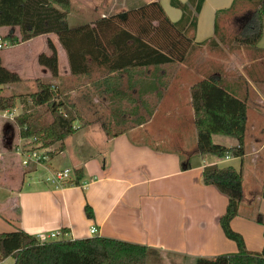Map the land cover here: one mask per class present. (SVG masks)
<instances>
[{
  "label": "crops",
  "instance_id": "1",
  "mask_svg": "<svg viewBox=\"0 0 264 264\" xmlns=\"http://www.w3.org/2000/svg\"><path fill=\"white\" fill-rule=\"evenodd\" d=\"M154 1L160 2L174 23L182 17L181 10L173 5L174 1L183 4L189 2L140 0L141 4L130 6L129 0H108V8L116 10V13L124 12ZM235 1L205 0L194 32L197 47L206 48L212 41H217L216 25L219 23L220 29L221 18L228 14L222 12L229 10ZM89 3V0L81 1L78 4L79 13H88L89 9L95 13L101 12L97 6H91L98 5L97 0L92 1L91 5ZM246 5L247 2H240L235 10L243 9ZM71 7L72 13H75L77 8L73 0ZM2 31H6L5 36L13 31L15 36L19 35L18 28H0V33ZM42 39L45 43L34 48L33 44ZM49 40L58 53L60 78L71 76L67 53L55 34L42 35L4 48L0 51L3 66L17 73L32 88L35 80H50V71L38 63L41 54H51ZM28 48L24 53L13 55L20 49ZM234 49L233 53H229L231 61L225 62V73L215 71L210 75L221 77L223 86L234 95L243 98L245 94L243 99L247 100V104L248 93L255 97V106H247L243 158L199 155L191 100L192 86L206 78L201 70L206 56L201 57L203 52L199 51L196 55L192 53V56L191 51L185 62L175 66L178 71L171 79H177L178 89L187 92L188 101L183 102L177 90L179 96L176 95L174 102L169 103L171 106L164 104L167 85L165 71L104 73V76L94 78V93L98 97H108L110 106H140L146 112L148 106H157L151 112L157 114L163 111L165 118H172L175 125L173 136L160 134V131L153 134L150 128L152 121L148 119L134 126L129 125L128 120H123L125 126L114 133L99 121L89 123L82 131L70 136L89 133L94 124L100 126L99 142L82 140L77 142L78 148L70 150L74 173L75 170L83 169L85 172L86 169L84 182L79 187L72 186L70 182L75 180L72 177L59 185L49 181V177L46 180L38 178L39 187L30 195L29 203L23 193L26 179L33 180L32 175L40 164L37 167V164L31 163L36 168L29 172L27 166L23 165V157L18 149L25 140L20 138L15 119L24 112V106L0 111V220L3 221L0 234L22 230L35 237L60 233V240L92 237L121 240L152 249L149 264H196L198 258L234 253V246L224 242L220 229V219L226 212L228 198L215 186L203 182L204 168L215 165L219 168L233 167L242 173L244 184L240 210L243 212L232 221V227L242 234L249 252L261 253L264 249V232L261 238L264 228L254 222L262 219L264 223V32L256 49L238 45ZM190 79L194 81L190 82ZM185 112L188 113V121ZM188 125L192 127L191 131L186 129ZM105 129L113 136H108ZM130 134L134 136L130 137ZM82 137L89 138L87 134H82ZM220 137L223 136H213L215 144L227 148L238 146V140H230L226 136L222 140ZM100 141L105 143L104 149ZM66 142L62 153L42 164L53 168V161L69 152L70 147ZM183 166H190V169ZM55 171L61 170L55 168ZM85 205L93 209L92 218L86 217ZM92 228L96 229L94 235L90 232Z\"/></svg>",
  "mask_w": 264,
  "mask_h": 264
},
{
  "label": "trees",
  "instance_id": "2",
  "mask_svg": "<svg viewBox=\"0 0 264 264\" xmlns=\"http://www.w3.org/2000/svg\"><path fill=\"white\" fill-rule=\"evenodd\" d=\"M204 2L174 1L173 5L182 12L180 21L175 23L168 18L160 2L154 1L101 18L92 25L71 27L68 21L71 0H0V28L19 30V37L11 32L1 38L15 45L55 34L67 53L71 76L76 78L90 77L93 65L103 68L108 75L150 68L158 70L185 62L190 51L197 47L194 32ZM240 2H247L251 8L238 19L241 26L234 44L256 49L264 32V0H236L222 13L235 10ZM134 25V30L129 28ZM218 32L219 23L216 34ZM48 47L51 54H41L38 63L50 71L51 80L32 82L33 106L24 103V112L15 121L20 138L34 140L30 143L33 150L44 149L45 156L53 159L65 150L66 139L76 133L74 124L79 118L75 106L55 101L53 81L60 79L59 60L51 40ZM3 86L18 89L29 85L17 73L6 69L0 58V87ZM17 100V95H4L0 89V111L15 109ZM191 100L199 155L243 158L247 100L231 93L217 76L206 77L193 85ZM105 131L113 136L107 129ZM214 135L235 138L238 146L227 148L215 144ZM57 144L59 147L51 150ZM26 168L31 172L36 166L30 164ZM183 168L190 169V166ZM83 174V169L75 170V180L70 183L79 186ZM203 182L215 186L228 198L220 224L225 236L236 243L238 252L214 259L198 258L196 264H264V249L261 253L249 252L242 235L231 227L243 199L242 173L233 167L206 166ZM86 212L88 218L93 217L90 206H86ZM258 222L263 223L262 219ZM152 253L153 250L146 246L104 237L62 239L42 244L37 237L22 230L0 234V262L12 257L14 264H149Z\"/></svg>",
  "mask_w": 264,
  "mask_h": 264
},
{
  "label": "rangeland",
  "instance_id": "3",
  "mask_svg": "<svg viewBox=\"0 0 264 264\" xmlns=\"http://www.w3.org/2000/svg\"><path fill=\"white\" fill-rule=\"evenodd\" d=\"M84 0H73L74 4L76 5V12L72 13V7L70 8V12H69V24H71L73 27H77V26H81V25H85V24H94L95 22H97L98 20H100L101 18L104 17H110L114 14H116V10L112 11L111 9L108 8L109 6V2L108 0H97L98 1V5H91L90 3H92V1L94 0H89V4L92 6V8H96L97 9H101V12H94L93 9H89L87 10L88 13H79L78 10V4ZM129 4L130 6H137L139 4H141L140 0H129ZM116 4V3H115ZM144 5V4H142ZM135 7H132L131 9H133ZM247 8H251V5L248 4L246 5L243 9H238V10H233L230 13L226 14L225 17H222L220 20V29L219 32L217 34L216 40L218 41V43H216V45H213V43H209L207 45L206 48H202V47H197L194 48L191 52V56L192 55H196V52H203L200 56H206L205 59V63L204 66H202L201 70L203 75L207 76H211L210 74L215 72V71H221V73H225V62L226 61H231L230 55L229 53H233L234 52V48H236V45L234 44V39L236 37V35L239 33L240 31V26L241 23L239 22V18L241 16H236L241 14L242 11H244ZM117 13H119L117 11ZM105 14V15H104ZM130 29L134 30L136 28V25L129 27ZM17 31V30H16ZM19 32V31H18ZM6 31H2L0 33V35H4L5 36ZM14 33V31H13ZM19 37V35H18ZM215 41V42H217ZM43 43H45V40H38L33 44V47L35 48H39L40 45H42ZM30 48L28 49H20L19 51L15 52L13 55H19L21 53H24L26 51H28ZM18 53V54H17ZM194 53V54H192ZM189 55V54H188ZM30 57H32V54H29ZM210 56V57H209ZM188 57V56H187ZM30 61L31 58H28ZM203 63V60L201 62V64ZM149 70H154L153 68H150ZM160 72L165 71L166 73V81L165 83L166 88L164 91V104L166 106H171V104L169 103H173L174 99H176V93L178 90V94L181 96L183 102L188 101V95L187 92L184 91H180L178 88V82L177 79H171L172 75L178 71V69H176L175 66H163L160 69ZM60 72V71H59ZM105 70L103 68H98V66L93 65L92 66V75L90 77H82V78H75L72 76L69 77H61L59 80L53 81L54 82V90L56 92V98L55 101L56 102H64L66 104V106H75V114L78 116L79 120L75 122V128H77L76 133L79 131H82L84 128L83 127H87L89 123L93 122H98L101 125H105V127L109 129L114 133V132H120L122 130V128L125 126L124 122H122L123 120H128L129 125H138V123L142 120H146L148 119V121H152L150 128L153 130V134H156L158 131H160V134L163 135H168L169 137L173 136V128H175V125L172 124L171 119L172 118H165V114L163 113V111L159 112V113H155L151 112V110H154L157 106H148V111H144L140 108V106H110L109 102H108V97L107 99H105L103 96L98 97L97 94L94 93L93 91V87H92V83L94 82V78H99L104 76ZM179 76H177L178 78ZM180 78V77H179ZM171 79V80H170ZM51 80V79H50ZM46 81V80H44ZM190 82H193L192 79L189 80ZM24 87H19L18 89H14V88H10V87H4L1 88L2 92L4 95H17L18 96V100L16 103V106H23L24 103L27 104V106H33L32 102H31V95L33 94V92L35 91V89H33L31 86H25ZM74 91V92H73ZM247 90H245L246 92ZM243 94V93H242ZM177 95V97L179 96ZM155 96H152V98ZM242 97H245V94L242 95ZM248 98H249V103L247 104V106H255L254 101H255V97L252 96L251 93H248ZM98 99V100H97ZM156 99V98H154ZM178 99V98H177ZM23 103V104H22ZM252 108V107H251ZM72 109V108H70ZM135 110V111H134ZM137 110V111H136ZM151 113H153L151 116ZM186 115V120L188 121V113L185 112ZM171 117V116H170ZM189 121H191L190 119V114H189ZM97 124V125H99ZM87 125V126H86ZM99 127H96L95 124L94 126H92L89 130V133H79L76 136L73 137H69L66 141V143L69 145V152L65 153L64 155H60L58 156V158L53 161V168L50 166L45 165L46 163L49 162L50 159H48V161L46 160L44 163L45 164H41L39 165V168L37 170V172H35L32 175V179L30 178L26 179V184L24 187V191L23 193H25L26 198L28 203L30 202V198H31V194L32 192L39 186H37L38 184V178H44L45 180L48 177H51V175L55 172V168H57L58 170H65V169H69L70 170V175L71 177L74 179L75 178V173H74V167L72 164V157H70V150H74L75 148H78L77 146V142L85 140V142H90V140L95 141V142H99L98 138V134L101 132L99 130ZM186 129L188 131L192 130V127L190 125H188V128L186 127ZM75 133V134H76ZM74 134V135H75ZM82 134L84 135H88L89 138L82 137ZM134 136L133 134L129 135ZM222 140L226 139V137H220ZM220 139V140H221ZM230 140H235V138L229 137ZM237 140V139H236ZM100 143H102V149L105 148V143L103 141H100ZM158 145V143H156ZM154 145V144H153ZM159 146V145H158ZM59 147V145H55L51 148V150H55ZM100 147V146H99ZM160 147V146H159ZM161 148V147H160ZM19 151L20 153L24 156H28L27 154H23V153H27L28 151H34L33 150V145L30 143H26V141H23L20 145H19ZM37 154L39 156H44L45 155V150L44 149H39V151H37ZM108 160V158H107ZM43 163V162H42ZM38 167V165H37ZM85 174L86 169H85ZM246 178V177H245ZM82 181L84 182V180H81V184ZM52 184V183H51ZM50 187L53 186V184ZM80 184V185H81ZM244 184V182H243ZM79 185V187H80ZM72 186H77L76 184H73ZM79 190H81L79 188ZM86 193V191H85ZM86 206V205H85ZM84 206V213L87 217V212H86V208ZM92 212L94 213L93 209ZM243 212V210L239 209V214L237 217H235L234 219L240 217V213ZM88 218V217H87ZM233 219V220H234ZM232 220V221H233ZM3 222V221H2ZM0 220V228L2 227L3 223ZM257 226H259L260 228H264V223H259V222H254ZM231 227H232V222H231ZM220 229L222 231V234L224 235V242H227L228 244H231L232 246H234V253H236L235 251L237 250V245L234 241L229 240L224 232L223 229L221 227L220 224ZM233 229V227H232ZM234 230V229H233ZM235 231V230H234ZM263 232L261 234V238L263 239ZM242 235V234H241ZM96 236V235H95ZM244 239V237H243ZM60 240V237H56L54 239H52L51 241H57ZM245 242V239H244ZM230 245V248H231ZM246 245V242H245ZM229 251V250H227ZM232 252H229L227 254H219L216 256H213L212 258H205V259H214L218 256L221 255H229V254H234ZM0 264H14V259L12 257L0 262Z\"/></svg>",
  "mask_w": 264,
  "mask_h": 264
},
{
  "label": "built area",
  "instance_id": "4",
  "mask_svg": "<svg viewBox=\"0 0 264 264\" xmlns=\"http://www.w3.org/2000/svg\"><path fill=\"white\" fill-rule=\"evenodd\" d=\"M9 45L10 43L8 41H5L3 38L0 37V51L8 47ZM37 151L39 150L28 151L27 153H23V154L28 155L24 157L20 153V155L23 157L24 166H28L31 163L39 165L40 163L42 164L43 159L47 160V157L45 155L43 157L39 156L37 154ZM70 179H71V175H70V170L68 169L61 170V171H55L51 175V177L48 178L49 181H51L52 183L58 184V185L63 182H67ZM90 232L92 235H94L96 233V229L92 228ZM60 235H61L60 233L53 232V233H48V234H40L37 238L42 244H45V243L51 242L52 239L59 237Z\"/></svg>",
  "mask_w": 264,
  "mask_h": 264
}]
</instances>
